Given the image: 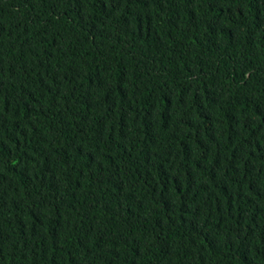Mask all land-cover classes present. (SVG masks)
Returning <instances> with one entry per match:
<instances>
[{"label": "trees", "instance_id": "16d2710c", "mask_svg": "<svg viewBox=\"0 0 264 264\" xmlns=\"http://www.w3.org/2000/svg\"><path fill=\"white\" fill-rule=\"evenodd\" d=\"M0 264H264V0H0Z\"/></svg>", "mask_w": 264, "mask_h": 264}]
</instances>
